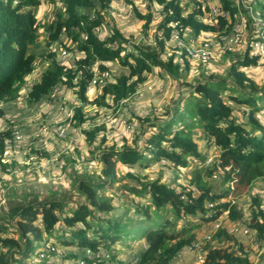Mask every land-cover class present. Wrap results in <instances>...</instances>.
<instances>
[{
    "label": "trees",
    "instance_id": "16d2710c",
    "mask_svg": "<svg viewBox=\"0 0 264 264\" xmlns=\"http://www.w3.org/2000/svg\"><path fill=\"white\" fill-rule=\"evenodd\" d=\"M94 1L99 2L102 9L108 8L112 2L62 0L63 8L58 12L57 19L50 24L49 39L54 42L60 40L63 34L69 35L83 57L77 60L74 69L58 63L51 54L49 69L28 94L30 103L40 102L57 87H66L77 89L78 100L83 106L93 104L99 108H109L111 106L108 99H111L117 110L123 101L137 93L139 86L147 81V75L154 68L164 71L172 79L182 81L181 62H175L174 55L168 60L164 58L166 41L171 39L175 30L173 23L178 24L176 29L190 30L197 38L202 33L227 36L238 22L239 9L231 0H221L223 12L217 14L216 24L200 20V16L204 14L201 5L185 15L180 0H149L162 7L163 19L158 30L163 31L164 36H156V48L147 46L140 48L138 53L129 51L123 57L128 38L119 30H114L110 38L101 40L96 35V29L102 25L101 19L92 21L79 12V9H95ZM128 4L132 6L135 17L144 21L143 30L148 32L152 12L143 14L132 1L128 0ZM40 5L41 0H0L2 103L17 100L26 86V78L34 71L36 57L28 54V49L35 45L38 38L36 12ZM248 56L249 48L244 60H237L232 65L230 76L236 79L234 86L228 87L225 79L214 80L212 77L194 85L185 82L190 92L184 100L180 93L176 104L181 110L178 108L167 112V120H161L162 117L144 119V122L151 123V127L157 128V132L146 141V151H149L152 160L168 162L174 170L187 168L189 159L204 162L193 132L194 128H201L209 139V145L220 150V157L213 162L212 169L202 168L192 172L189 186L180 185L181 190L159 179L140 182L141 187L122 185L126 193L140 199L148 197L149 202H137L133 207L123 202L125 210L117 214L118 208L113 200L104 194L106 188L109 189L118 181L117 165L133 168L147 158L137 147H124L118 151L110 147L100 157L104 166L99 180L88 175L74 179L73 189L82 201L69 204L62 199H34L23 202L12 210L10 218L16 220L15 224H11L10 220L5 223L0 217V264H25L39 244H47L54 238L65 246L81 248L80 254H71L68 258L78 259L85 264H111L118 253L113 252L115 245L128 247L129 242L136 240L143 242L144 246L138 254L133 255L132 260L119 261L120 264H170L185 248L195 244V230L203 223H214L225 212L232 222L241 221L243 213L231 201L211 209L206 204L214 205L217 201L230 197L232 193L237 195L243 189L252 187L257 180H264V125L256 118L257 113L264 111V87L257 90L252 78L239 70L241 66L257 64L258 57L249 59ZM180 59L190 61L185 57ZM114 61H119L128 68L129 73L102 86L101 94L96 100L88 102L87 92L95 75L94 69L97 67L100 73L109 71L107 64ZM185 67L188 68L187 63ZM226 91L230 93L228 96L224 95ZM226 99L248 110L249 118L246 122H239L234 113L235 107L227 103ZM88 119L90 118L85 117L80 107L76 109L72 122L75 127H81ZM105 130L106 125L102 124L86 131L88 142L93 143L96 134ZM7 139H12L11 130L0 132V160L5 154ZM219 172L223 173L222 181L228 184V188L216 194L210 179ZM127 176L140 180L131 173ZM252 200L248 226L261 239L264 237L262 200L260 196ZM131 210L137 216L135 220L129 215ZM197 216L201 217L199 224L184 222L178 230L179 222L186 217ZM61 224L64 229L56 237L55 233ZM214 238L223 243L234 240L224 229L218 230ZM205 249L206 264H251L247 254L243 252L244 257L237 254L231 245ZM101 250L108 254L110 260L99 255Z\"/></svg>",
    "mask_w": 264,
    "mask_h": 264
},
{
    "label": "rangeland",
    "instance_id": "374dc122",
    "mask_svg": "<svg viewBox=\"0 0 264 264\" xmlns=\"http://www.w3.org/2000/svg\"><path fill=\"white\" fill-rule=\"evenodd\" d=\"M130 1L143 14L152 12L153 18L148 32L143 30L144 21H139L135 17L128 0H112L106 9H102L100 3L94 1L95 9H79L80 13H84L92 21L101 19L102 25L96 29V35L101 40L110 38L114 30H119L128 38L123 57L129 51L138 53L140 48L147 46L156 48V36L160 38L164 36L163 31L158 30L163 19L162 7L156 2L150 3L149 0ZM231 2L239 9V13L238 22L229 35L202 33L196 38L188 30L185 36V41L190 44L210 42L215 52L212 61L206 64L191 60L184 62L174 54L171 35V39L166 41L164 58L168 60L174 55L175 62H181L182 81L172 79L164 71L154 68L153 72L147 75V81L139 86L137 93L115 110L111 99H108L111 106L109 108H99L93 104L83 106L78 100L77 89L66 87H57L50 96H45L38 103L29 102L28 94L32 86L41 80L42 75L52 63L51 54L55 56L58 63L69 65L74 69L77 60L83 57V54L78 51L77 44L67 34H63L58 41H50V24L57 19L63 4L62 0H41V5L36 12L38 38L35 45L29 46L28 49V54H34L36 57L34 71L26 78V86L17 100L10 103L0 102V132L11 130L12 133V139H7L5 154L0 160V217L3 221L7 223L9 222L7 220H10L11 224H15L16 220L13 221L10 218L12 210L30 200L62 199L69 204L82 201L73 189L74 179L81 175H88L99 180L104 166L100 157L102 152L110 147H114L117 151L124 147H137L147 158L133 168L117 165L118 181L109 189L106 188L107 191L104 192L105 196L111 198L118 208L117 214L125 210L123 202L132 207L137 202L144 204L149 202L148 197L140 199L126 193L122 185L141 187L140 182L159 179L181 190L180 185L189 186L192 172L202 168L212 169L213 162L220 157V150L209 145V139L201 128H194L193 132L204 162L189 159L187 168L174 170L168 162L152 160L149 151H146V141L157 132V128L151 127V123L144 122V119L149 117L154 120L162 117L161 120H167L169 118L167 112L178 108L181 110L176 103L180 93L183 94L181 96L183 100L188 98L190 90L185 86L187 83L194 85L198 81L203 82L212 77L214 80L225 79L228 87L234 86L236 79L230 76V70L235 61L244 60L248 48V58L258 57L257 64L250 67L241 66L239 70L252 78L257 90L264 87V0H231ZM180 3L185 10V15L201 5L204 14L200 16V20L207 24H216L217 14L223 12L221 0H180ZM174 24H172L173 27H175ZM107 66L113 79L129 73L128 68L122 66L119 61L108 63ZM94 70L95 74H100L97 67ZM100 94L101 87L89 85L88 102L95 101ZM229 94V91H226L224 95ZM226 102L235 107L234 113L240 123L248 120L246 108L230 99H226ZM80 107L85 117L90 119L81 127H75L72 118L76 109ZM256 118L264 125V111L257 113ZM102 124L106 125V130L97 133L93 143H89L85 132ZM143 131H145L144 134ZM16 132L19 133L20 139L16 138ZM128 173L138 176L140 180L128 177ZM223 178V173L219 172L210 179L214 193H222L228 188V184L223 183ZM256 196L261 197L264 209L263 179L257 180L252 187L243 189L237 195L232 193L230 197L221 199L214 205L207 203L206 207L211 209L213 206H220L231 201L243 213V218L241 221L232 222L228 213L225 212L218 219V224L203 223L199 229L195 230L196 245L185 248L186 250L178 257L179 260H175L174 263L197 264L196 248L206 251L205 248L231 245L237 254L243 257V252L247 254L251 264H264V237L259 239L257 232L248 226L251 219L252 199ZM129 215L134 220L137 218L134 210H131ZM184 222L199 224L201 217H186L178 223V230L182 228ZM216 225L231 234L234 240L225 243L216 240L214 234L220 230L214 231ZM63 229L64 226L61 224L55 236L58 237ZM143 244L136 240L129 242L128 247L115 245L113 252L118 253L116 260L111 264L132 260L133 255L139 253ZM81 252V248L65 246L54 238L47 244H39L25 264H85L78 259L68 258L71 254L78 255ZM99 255L108 258V254L103 250Z\"/></svg>",
    "mask_w": 264,
    "mask_h": 264
},
{
    "label": "built area",
    "instance_id": "2783aa9c",
    "mask_svg": "<svg viewBox=\"0 0 264 264\" xmlns=\"http://www.w3.org/2000/svg\"><path fill=\"white\" fill-rule=\"evenodd\" d=\"M175 30L172 32L173 39V51L174 54L180 58H188L191 61L206 64L212 61L214 58L215 52L212 47V44L208 41H204L201 43L190 44L185 41V36L187 35L188 30L176 29L178 24H174ZM113 81V76L111 71H106L100 74H95L93 80L90 85L94 87H102L106 85L108 82ZM123 101L122 103H124ZM64 132V130H62ZM15 134V132H14ZM16 138L20 139L19 133L16 132ZM213 224H218V220ZM217 231L220 229V226L216 225ZM248 233V232H245ZM196 245V244H195ZM193 245V247L195 246ZM195 259L197 264H206V254L207 251L201 250L199 248L195 249ZM170 264H176L174 261Z\"/></svg>",
    "mask_w": 264,
    "mask_h": 264
},
{
    "label": "crops",
    "instance_id": "0c3cea01",
    "mask_svg": "<svg viewBox=\"0 0 264 264\" xmlns=\"http://www.w3.org/2000/svg\"><path fill=\"white\" fill-rule=\"evenodd\" d=\"M179 256H181V255H179ZM179 256H178V257H179ZM178 257H177V259H178ZM177 259H176V260H177ZM178 260H179V259H178ZM179 262H180V261H179Z\"/></svg>",
    "mask_w": 264,
    "mask_h": 264
}]
</instances>
